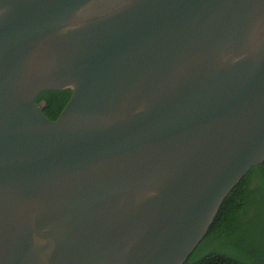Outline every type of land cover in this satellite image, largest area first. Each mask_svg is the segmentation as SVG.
Listing matches in <instances>:
<instances>
[{"label": "water", "instance_id": "water-1", "mask_svg": "<svg viewBox=\"0 0 264 264\" xmlns=\"http://www.w3.org/2000/svg\"><path fill=\"white\" fill-rule=\"evenodd\" d=\"M261 163L264 0H0V264H190Z\"/></svg>", "mask_w": 264, "mask_h": 264}, {"label": "trees", "instance_id": "trees-1", "mask_svg": "<svg viewBox=\"0 0 264 264\" xmlns=\"http://www.w3.org/2000/svg\"><path fill=\"white\" fill-rule=\"evenodd\" d=\"M71 90H45L38 103L56 119ZM255 180V187L251 184ZM190 264H264V164L256 165L199 243Z\"/></svg>", "mask_w": 264, "mask_h": 264}, {"label": "flooded vegetation", "instance_id": "flooded-vegetation-1", "mask_svg": "<svg viewBox=\"0 0 264 264\" xmlns=\"http://www.w3.org/2000/svg\"><path fill=\"white\" fill-rule=\"evenodd\" d=\"M42 102H43V101H42ZM255 185H256V183H255V180L253 179L252 184H251V187L254 188Z\"/></svg>", "mask_w": 264, "mask_h": 264}]
</instances>
